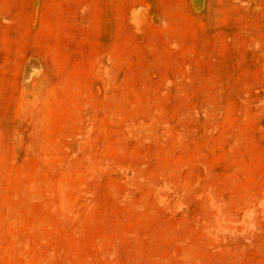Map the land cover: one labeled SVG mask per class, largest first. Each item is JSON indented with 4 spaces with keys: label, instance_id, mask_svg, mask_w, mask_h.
Listing matches in <instances>:
<instances>
[{
    "label": "rangeland",
    "instance_id": "rangeland-1",
    "mask_svg": "<svg viewBox=\"0 0 264 264\" xmlns=\"http://www.w3.org/2000/svg\"><path fill=\"white\" fill-rule=\"evenodd\" d=\"M0 264H264V0H0Z\"/></svg>",
    "mask_w": 264,
    "mask_h": 264
}]
</instances>
